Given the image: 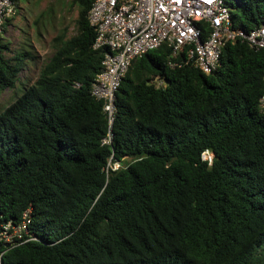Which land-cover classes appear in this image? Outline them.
Listing matches in <instances>:
<instances>
[{"label": "trees", "instance_id": "obj_1", "mask_svg": "<svg viewBox=\"0 0 264 264\" xmlns=\"http://www.w3.org/2000/svg\"><path fill=\"white\" fill-rule=\"evenodd\" d=\"M13 2L17 13L27 0ZM223 2L234 28L264 25V0ZM91 4L60 0L76 16L34 81L22 76L37 58L30 39L2 37L15 15L2 25L0 224L31 208L36 240L1 264H264V49L228 42L210 74L165 45L141 55L102 145Z\"/></svg>", "mask_w": 264, "mask_h": 264}, {"label": "built area", "instance_id": "obj_2", "mask_svg": "<svg viewBox=\"0 0 264 264\" xmlns=\"http://www.w3.org/2000/svg\"><path fill=\"white\" fill-rule=\"evenodd\" d=\"M15 13L13 0H0V34L5 20ZM87 19L95 31L94 50L103 51L101 68L90 93L102 102L108 130L102 145L112 142L116 117V93L132 62L163 45L173 56L184 53L185 63L210 74L219 67L228 42L239 41L251 49H264V25L249 32L233 27L230 10L223 0H92ZM264 114V91L258 103ZM204 160L211 162L205 152ZM118 163L113 166L117 169ZM31 208L18 220L0 224V243L9 249L35 241L30 231Z\"/></svg>", "mask_w": 264, "mask_h": 264}, {"label": "rangeland", "instance_id": "obj_3", "mask_svg": "<svg viewBox=\"0 0 264 264\" xmlns=\"http://www.w3.org/2000/svg\"><path fill=\"white\" fill-rule=\"evenodd\" d=\"M19 7L20 10L14 14L12 25L2 37L12 44L24 42L25 38L30 39L37 58L30 64L28 73L23 72L22 76L34 81L42 65L53 53L52 39L71 23L76 16V10L73 9L69 14V7L60 6V0H27L26 3L19 4ZM36 20L38 27L34 25ZM11 102V91L3 92L0 95V111Z\"/></svg>", "mask_w": 264, "mask_h": 264}, {"label": "water", "instance_id": "obj_4", "mask_svg": "<svg viewBox=\"0 0 264 264\" xmlns=\"http://www.w3.org/2000/svg\"><path fill=\"white\" fill-rule=\"evenodd\" d=\"M4 247L7 249V248H9V245H8V244H6V245H4Z\"/></svg>", "mask_w": 264, "mask_h": 264}]
</instances>
